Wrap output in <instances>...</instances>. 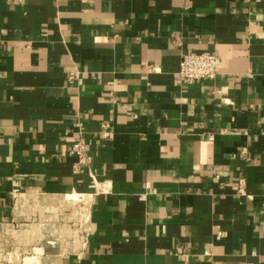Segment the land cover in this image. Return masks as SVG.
<instances>
[{"label":"crops","instance_id":"crops-1","mask_svg":"<svg viewBox=\"0 0 264 264\" xmlns=\"http://www.w3.org/2000/svg\"><path fill=\"white\" fill-rule=\"evenodd\" d=\"M36 202L87 213L63 264H264V0H0V225Z\"/></svg>","mask_w":264,"mask_h":264},{"label":"rangeland","instance_id":"rangeland-1","mask_svg":"<svg viewBox=\"0 0 264 264\" xmlns=\"http://www.w3.org/2000/svg\"><path fill=\"white\" fill-rule=\"evenodd\" d=\"M28 205L29 210L20 208L14 223L0 225V264H63L82 249L86 211L58 206L46 212L44 202Z\"/></svg>","mask_w":264,"mask_h":264},{"label":"built area","instance_id":"built-area-1","mask_svg":"<svg viewBox=\"0 0 264 264\" xmlns=\"http://www.w3.org/2000/svg\"><path fill=\"white\" fill-rule=\"evenodd\" d=\"M221 64L220 57L212 52L190 53L182 57L177 78L187 84L199 83L207 80H214L218 74ZM72 79V78H71ZM105 132L103 138H108L111 134V125L103 126ZM72 153L77 159L74 166V172L79 173L89 165L87 141L84 138H78L72 144ZM182 254L184 251L179 248L177 251Z\"/></svg>","mask_w":264,"mask_h":264}]
</instances>
